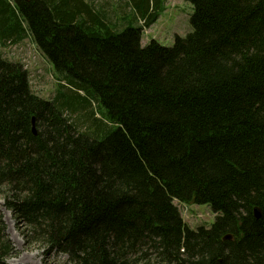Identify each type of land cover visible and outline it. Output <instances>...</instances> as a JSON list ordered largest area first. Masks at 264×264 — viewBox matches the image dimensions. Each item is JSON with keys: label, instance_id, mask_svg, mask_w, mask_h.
Masks as SVG:
<instances>
[{"label": "trees", "instance_id": "obj_1", "mask_svg": "<svg viewBox=\"0 0 264 264\" xmlns=\"http://www.w3.org/2000/svg\"><path fill=\"white\" fill-rule=\"evenodd\" d=\"M14 1L0 46L31 36L59 81L41 98L0 51V196L27 243L69 264H264V0H185L172 47L142 45L160 0H127L123 29L88 0ZM174 199L216 221L193 230Z\"/></svg>", "mask_w": 264, "mask_h": 264}, {"label": "rangeland", "instance_id": "obj_2", "mask_svg": "<svg viewBox=\"0 0 264 264\" xmlns=\"http://www.w3.org/2000/svg\"><path fill=\"white\" fill-rule=\"evenodd\" d=\"M154 1V0H152ZM108 12L110 20L123 29L125 24L119 19L127 16L131 5L127 0H88ZM13 3L15 1L13 0ZM165 8L158 21L146 29L143 33L142 45L146 46L155 40L163 46L172 47L176 37L185 38L192 32L190 18L193 7L185 0H160ZM126 13V14H125ZM143 22L139 21V26ZM31 36H27L21 42L7 41L5 46H0V51L5 59L19 62V59L27 64L30 85L34 93L41 98L52 100L57 96L59 81L54 74V68L49 60L33 43ZM95 110V107L92 106ZM75 117V116H74ZM96 118H100L98 115ZM89 123V122H87ZM88 124H81V131H86ZM102 138V137H100ZM3 196H0V210L6 226L5 234L13 247V253L4 264H69V258L58 251L48 252L40 244H29L24 235V227L14 218L11 211L4 206ZM182 214L183 220L193 230L201 226L211 227L216 221L217 215L211 211L208 205L180 203L174 199Z\"/></svg>", "mask_w": 264, "mask_h": 264}, {"label": "water", "instance_id": "obj_3", "mask_svg": "<svg viewBox=\"0 0 264 264\" xmlns=\"http://www.w3.org/2000/svg\"><path fill=\"white\" fill-rule=\"evenodd\" d=\"M256 218H260V214L257 212L256 213ZM232 236L231 235H228L225 239H231Z\"/></svg>", "mask_w": 264, "mask_h": 264}, {"label": "flooded vegetation", "instance_id": "obj_4", "mask_svg": "<svg viewBox=\"0 0 264 264\" xmlns=\"http://www.w3.org/2000/svg\"><path fill=\"white\" fill-rule=\"evenodd\" d=\"M27 1H29V2H30V0H27Z\"/></svg>", "mask_w": 264, "mask_h": 264}, {"label": "bare ground", "instance_id": "obj_5", "mask_svg": "<svg viewBox=\"0 0 264 264\" xmlns=\"http://www.w3.org/2000/svg\"><path fill=\"white\" fill-rule=\"evenodd\" d=\"M34 130V129H33Z\"/></svg>", "mask_w": 264, "mask_h": 264}]
</instances>
